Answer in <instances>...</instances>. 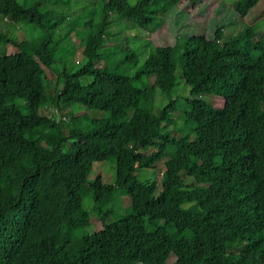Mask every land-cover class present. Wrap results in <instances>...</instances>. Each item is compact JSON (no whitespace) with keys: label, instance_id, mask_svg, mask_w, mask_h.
Listing matches in <instances>:
<instances>
[{"label":"trees","instance_id":"obj_1","mask_svg":"<svg viewBox=\"0 0 264 264\" xmlns=\"http://www.w3.org/2000/svg\"><path fill=\"white\" fill-rule=\"evenodd\" d=\"M71 1L0 0V19L32 31L0 32V264H264V30L219 43L257 0H97L68 17ZM196 14L212 30L171 97L194 32L175 21ZM110 17L150 33L101 61ZM101 161L112 183L88 177ZM157 162V182L135 177ZM91 216L99 228L82 233Z\"/></svg>","mask_w":264,"mask_h":264},{"label":"rangeland","instance_id":"obj_2","mask_svg":"<svg viewBox=\"0 0 264 264\" xmlns=\"http://www.w3.org/2000/svg\"><path fill=\"white\" fill-rule=\"evenodd\" d=\"M39 1V0H38ZM97 0H72L69 9L70 13L68 17H71L76 14L84 13L85 11L93 9ZM233 0H217L218 8L221 7L223 3L230 4ZM41 2H39L40 4ZM42 7L47 6L45 3L40 4ZM223 7V6H222ZM223 9V8H222ZM97 10V7L96 9ZM224 10V9H223ZM222 11V10H221ZM203 11H201V14ZM211 16L210 13L207 14V17ZM88 17V15L83 16V18ZM189 16H178L175 23L179 26H187L190 29H193L192 32L193 37L189 38L186 41L183 56L179 59L180 64V74L178 75L175 85L172 88L171 97L174 95H183L186 92V85L187 80L191 72L192 63L194 60V53L196 49V44L199 42L201 37H195L197 34H201L202 36L209 37L211 29V22L208 23L203 21L198 14L193 15L189 18ZM257 23L258 29L264 30V0H257V3L254 7L242 18L233 17L230 19V22L225 23V25L221 28V38L219 43L222 44L227 40V38L237 32H240L243 28L247 25ZM196 25H200L199 28ZM78 32L80 28L77 27ZM107 36L104 37L105 39V48L103 53L101 54V61H108L115 57V53L118 49H123L124 47H131L135 48L137 46H142L147 42L149 37L150 29H138L128 25L125 22L117 23L115 22L112 17H110L109 23L106 27ZM0 32L4 34L5 37L14 40H21L24 38H28L32 35V31L21 24L16 26H11L7 24V19H0ZM199 36V35H198ZM70 43L74 48V54L71 55V60L77 61L80 55V45H78V38L75 34L71 33L69 36ZM5 52L9 53L14 51L15 49L9 44L6 43L4 45ZM60 53V50L57 51ZM57 64L52 66V70H56ZM52 70H45L44 76V93L46 96L50 95V92L53 88L54 84V73ZM151 80L147 79L146 82H150ZM153 102L154 106H158L161 103L160 95L157 92L153 93ZM209 99V98H206ZM214 105L216 106H227L222 100L219 98H211L209 99ZM70 112L64 106H60V115L62 117L66 116V113ZM162 171V166L160 162H157L153 169L151 170H136L134 172L135 177L140 181H150L154 180L155 182L158 181L160 173ZM94 176H100L101 181L104 183H112L114 178V171L113 167L107 161L96 162L92 165L88 177L93 178ZM117 200L112 201V205H116L118 202L120 206H126L128 204V198L126 196H118ZM89 201L87 199H82L81 206L84 209L89 207ZM114 208V206H113ZM118 211V210H117ZM108 220H111L110 218ZM90 226L88 228H83L80 231L82 233H90L93 229L99 228L97 219L93 216L89 218ZM168 233H172V228L168 227ZM173 258L170 256L168 257V262L171 261Z\"/></svg>","mask_w":264,"mask_h":264},{"label":"built area","instance_id":"obj_3","mask_svg":"<svg viewBox=\"0 0 264 264\" xmlns=\"http://www.w3.org/2000/svg\"><path fill=\"white\" fill-rule=\"evenodd\" d=\"M54 115H55V116L57 115V112H56V111H54Z\"/></svg>","mask_w":264,"mask_h":264}]
</instances>
